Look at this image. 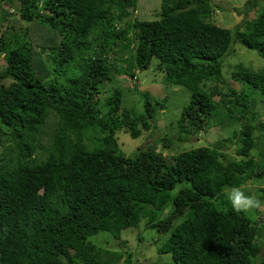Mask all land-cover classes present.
<instances>
[{
    "label": "trees",
    "instance_id": "obj_1",
    "mask_svg": "<svg viewBox=\"0 0 264 264\" xmlns=\"http://www.w3.org/2000/svg\"><path fill=\"white\" fill-rule=\"evenodd\" d=\"M138 1L0 0V264H144L138 237L122 243L143 221L169 264H264V67L223 72L233 44L264 59V2L232 30L213 0H161L153 20L132 18ZM154 59L189 101L176 140L128 155L119 133L156 128L169 97L138 91L136 113L117 76ZM212 128L233 133L173 154ZM103 232L120 245L90 241Z\"/></svg>",
    "mask_w": 264,
    "mask_h": 264
},
{
    "label": "rangeland",
    "instance_id": "obj_2",
    "mask_svg": "<svg viewBox=\"0 0 264 264\" xmlns=\"http://www.w3.org/2000/svg\"><path fill=\"white\" fill-rule=\"evenodd\" d=\"M248 1L249 0H213V4L216 5V7L212 15V21L222 28L233 30L238 24H241L244 19V15H238L236 11L247 10ZM257 1L259 3L264 2L263 0ZM138 2L137 10L133 12L134 14L132 18H138L139 20H153L157 18L158 13L160 12L161 0H139ZM249 15L250 18L255 17L254 10H251ZM3 29L4 27L0 28V35ZM239 63L255 69H261L264 67V59L260 58L255 51L249 50L237 43L233 44L232 51L224 59V74L227 73V70L231 65ZM156 64V60L154 59L148 70L142 72L137 71L136 79L129 76H117L126 90L124 106L128 109H136V113L143 111L142 105H140L142 100L138 91L147 92L151 96L160 99L166 96L169 97L167 118H164L163 115L165 114V110H162L161 115L156 121V128L144 132L138 140L131 139L124 132L119 133L118 141L120 148L128 155L134 154L133 152L138 151L139 147H153L155 139H159L167 132L174 140H176L178 136L176 127H174L175 129L172 127L171 130L167 131L166 125L167 122L171 123L180 116L182 109L189 101L190 94L187 89L181 86L165 83L164 74L155 69ZM3 66L4 62L0 59V70ZM232 133L233 129L231 128L205 129L188 143H179L175 141L173 154L189 151L202 146H216L219 140L231 137ZM88 149H93L89 143ZM223 151L227 154H232L234 153V146L227 144L225 148H223ZM169 154L168 151L164 152L165 156L169 157ZM249 188L253 189V185L250 184ZM230 194L232 193L230 192ZM252 200H254V198H252ZM147 223L148 221H143L139 227L124 231V241H122V243L125 242L126 246H130L135 237H138L132 248L136 249L137 255L141 258L142 263H148L149 260L152 264H169L172 262L170 255L159 254L158 252L166 238L157 232V230L148 228ZM90 241L106 248H114L120 245V243L117 244L113 236L107 232L100 233L99 235L90 238Z\"/></svg>",
    "mask_w": 264,
    "mask_h": 264
},
{
    "label": "clouds",
    "instance_id": "obj_3",
    "mask_svg": "<svg viewBox=\"0 0 264 264\" xmlns=\"http://www.w3.org/2000/svg\"><path fill=\"white\" fill-rule=\"evenodd\" d=\"M137 10V9H136ZM135 12V11H134Z\"/></svg>",
    "mask_w": 264,
    "mask_h": 264
}]
</instances>
